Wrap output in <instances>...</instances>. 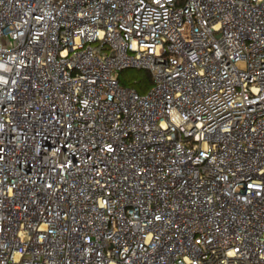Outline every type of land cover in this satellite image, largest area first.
Segmentation results:
<instances>
[{
  "label": "built area",
  "instance_id": "2783aa9c",
  "mask_svg": "<svg viewBox=\"0 0 264 264\" xmlns=\"http://www.w3.org/2000/svg\"><path fill=\"white\" fill-rule=\"evenodd\" d=\"M0 264H264V0H0Z\"/></svg>",
  "mask_w": 264,
  "mask_h": 264
},
{
  "label": "trees",
  "instance_id": "16d2710c",
  "mask_svg": "<svg viewBox=\"0 0 264 264\" xmlns=\"http://www.w3.org/2000/svg\"><path fill=\"white\" fill-rule=\"evenodd\" d=\"M122 71H124V70H122ZM136 71L138 72V74L136 75V78H133V79L132 78H126V77L119 78L120 74H118V80H119L121 85L127 86V87H132L138 93L143 94L151 86L152 79H151L150 74L147 71H143V70H136ZM121 72H119V73H121Z\"/></svg>",
  "mask_w": 264,
  "mask_h": 264
},
{
  "label": "rangeland",
  "instance_id": "374dc122",
  "mask_svg": "<svg viewBox=\"0 0 264 264\" xmlns=\"http://www.w3.org/2000/svg\"><path fill=\"white\" fill-rule=\"evenodd\" d=\"M119 78H122V77H126V78H136V75L138 74V72L134 69H127V70H124L122 71L121 73H119Z\"/></svg>",
  "mask_w": 264,
  "mask_h": 264
}]
</instances>
